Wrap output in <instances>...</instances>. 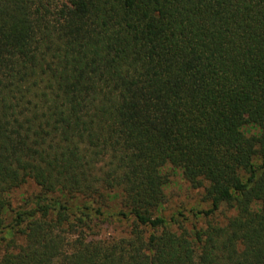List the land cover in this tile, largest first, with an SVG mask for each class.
Wrapping results in <instances>:
<instances>
[{
	"label": "trees",
	"instance_id": "1",
	"mask_svg": "<svg viewBox=\"0 0 264 264\" xmlns=\"http://www.w3.org/2000/svg\"><path fill=\"white\" fill-rule=\"evenodd\" d=\"M0 264H264V0H0Z\"/></svg>",
	"mask_w": 264,
	"mask_h": 264
},
{
	"label": "rangeland",
	"instance_id": "2",
	"mask_svg": "<svg viewBox=\"0 0 264 264\" xmlns=\"http://www.w3.org/2000/svg\"><path fill=\"white\" fill-rule=\"evenodd\" d=\"M165 170L170 176V183L166 188L167 201L163 213L170 216L172 213L179 211L180 209L188 212L192 208H209L210 203L204 199V189L194 188L190 183L184 178L181 169L166 167ZM36 186L32 183L27 184L16 190V194L19 196L24 192L27 193L30 190H34ZM224 213L217 214L215 218L221 220L222 222L226 220L225 214H234L233 209H224ZM106 222V221H105ZM123 225L116 222H107L101 228V232L104 236L122 234Z\"/></svg>",
	"mask_w": 264,
	"mask_h": 264
}]
</instances>
